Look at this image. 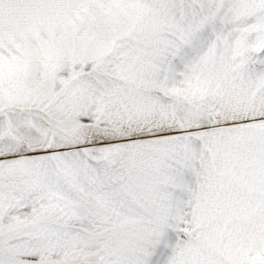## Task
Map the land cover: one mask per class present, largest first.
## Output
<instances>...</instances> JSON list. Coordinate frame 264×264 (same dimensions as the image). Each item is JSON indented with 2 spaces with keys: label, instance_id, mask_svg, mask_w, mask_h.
Segmentation results:
<instances>
[{
  "label": "snow or ice",
  "instance_id": "1",
  "mask_svg": "<svg viewBox=\"0 0 264 264\" xmlns=\"http://www.w3.org/2000/svg\"><path fill=\"white\" fill-rule=\"evenodd\" d=\"M0 264H264V0H0Z\"/></svg>",
  "mask_w": 264,
  "mask_h": 264
}]
</instances>
